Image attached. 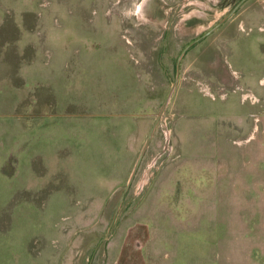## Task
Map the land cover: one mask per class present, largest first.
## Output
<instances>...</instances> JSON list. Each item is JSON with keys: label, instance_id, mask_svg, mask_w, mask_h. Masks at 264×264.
I'll return each mask as SVG.
<instances>
[{"label": "rangeland", "instance_id": "1", "mask_svg": "<svg viewBox=\"0 0 264 264\" xmlns=\"http://www.w3.org/2000/svg\"><path fill=\"white\" fill-rule=\"evenodd\" d=\"M240 1L0 0V264H112L136 224L148 264H264V0Z\"/></svg>", "mask_w": 264, "mask_h": 264}, {"label": "crops", "instance_id": "2", "mask_svg": "<svg viewBox=\"0 0 264 264\" xmlns=\"http://www.w3.org/2000/svg\"><path fill=\"white\" fill-rule=\"evenodd\" d=\"M74 126L75 125H72V129ZM78 127L82 130L79 122ZM75 133L76 129H74V133L72 135ZM80 136L81 134H79V136H75V140H82V136ZM136 227L137 228H134L130 232V235H127V237L119 245L112 264H148L142 250V245L146 241V234L141 225L136 224Z\"/></svg>", "mask_w": 264, "mask_h": 264}, {"label": "water", "instance_id": "3", "mask_svg": "<svg viewBox=\"0 0 264 264\" xmlns=\"http://www.w3.org/2000/svg\"><path fill=\"white\" fill-rule=\"evenodd\" d=\"M242 1H243V0H241L238 4H236V6L233 8L232 12H233V11H234V10L240 5V4H241ZM189 45H190V44H189ZM189 45H188V46H189ZM188 46H187V47H188ZM187 47H185V49H186ZM180 58H181V57H178V59H177V72H176L175 80H174V82H173V84H172V86H171L170 91H169L168 94H167V97H166L165 100H164V103H163V105H162L160 111H159V112L157 113V115H156V118H155V120H154V122H153V124H152V127H151L150 131H149L148 134H147V137H146V139H145V142H144V144H143V146H142V148H141V150H140V152H139V154H138V157H137V159H136V161H135V164H134V166H133L132 172H131V174H130V176H129V179H128V182H127V186H126V188H128L129 184L131 183V181H132V179H133V177H134V175H135V173H136V170H137V168H138V166H139V164H140V161H141V158H142V156H143V154H144V151H145L146 147L148 146V143H149V141H150V139H151V137H152V135H153V132H154V130H155V128H156L157 122H158L159 118L161 117L163 111L165 110V108H166V106H167V103H168V101H169V99H170V96H171V94H172V92H173V90H174V87H175L176 82H177L178 77H179ZM122 198H123V196H122ZM122 198H121V200H120V202H119V204H118V206H117V208H116V210H115V212H114V216H113V219H112L111 224L113 223V221H114V219H115V217H116L117 211H118L119 206H120L121 201H122Z\"/></svg>", "mask_w": 264, "mask_h": 264}]
</instances>
